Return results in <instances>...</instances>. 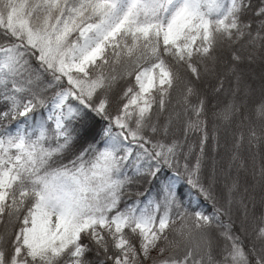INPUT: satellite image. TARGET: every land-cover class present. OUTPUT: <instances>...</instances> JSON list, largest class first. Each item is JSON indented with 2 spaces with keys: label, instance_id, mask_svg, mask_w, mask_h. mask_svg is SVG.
I'll use <instances>...</instances> for the list:
<instances>
[{
  "label": "snow or ice",
  "instance_id": "1",
  "mask_svg": "<svg viewBox=\"0 0 264 264\" xmlns=\"http://www.w3.org/2000/svg\"><path fill=\"white\" fill-rule=\"evenodd\" d=\"M245 59L264 0H0V264H264Z\"/></svg>",
  "mask_w": 264,
  "mask_h": 264
},
{
  "label": "rangeland",
  "instance_id": "2",
  "mask_svg": "<svg viewBox=\"0 0 264 264\" xmlns=\"http://www.w3.org/2000/svg\"><path fill=\"white\" fill-rule=\"evenodd\" d=\"M244 74H245V78L252 82L254 86H257L259 84L260 81V77L262 75V73H264V63H262L260 60H256L255 62L250 63L249 66H245L244 69H242ZM259 95V90L257 88L256 93L253 96V100H255ZM250 166H251V162H250ZM252 171V169H251ZM251 171H249V173H247L246 171H242L240 173L241 177L243 175H246L247 177L251 178ZM243 178V177H242ZM252 179H251V183H252ZM260 196H261V192L259 187H257L255 189V202L256 205H260L259 201H260ZM249 207L251 208V204L249 205ZM239 222V221H238Z\"/></svg>",
  "mask_w": 264,
  "mask_h": 264
},
{
  "label": "trees",
  "instance_id": "3",
  "mask_svg": "<svg viewBox=\"0 0 264 264\" xmlns=\"http://www.w3.org/2000/svg\"><path fill=\"white\" fill-rule=\"evenodd\" d=\"M250 65V63L247 61V59H245V61L240 65V67H241V69H244V67L246 66H249ZM127 85H126V83H124V82H121V84L119 85V87L115 90V92L113 93V95H112V99H113V105H112V107L113 108H115V99H116V96L119 94V92H120V90L123 88V87H126ZM259 96V95H258ZM253 98V97H252ZM259 97H257L256 99H258ZM255 99V100H256ZM224 137H225V133L223 132V130L221 131V140H222V142H223V139H224ZM245 157H247V152L245 151ZM249 171H251V166H250V162H249V168H248V170L246 171L247 173H249ZM243 178H245V177H247L246 175H243L242 176ZM247 179H248V183L249 184H251V178H249V177H247ZM145 187H146V185H145ZM135 190V189H134ZM142 190V189H141ZM256 211H257V213L260 211V205H256ZM239 218H237V223L239 224Z\"/></svg>",
  "mask_w": 264,
  "mask_h": 264
}]
</instances>
